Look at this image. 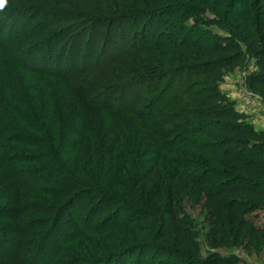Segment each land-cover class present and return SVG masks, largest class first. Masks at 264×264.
<instances>
[{
  "label": "trees",
  "instance_id": "trees-1",
  "mask_svg": "<svg viewBox=\"0 0 264 264\" xmlns=\"http://www.w3.org/2000/svg\"><path fill=\"white\" fill-rule=\"evenodd\" d=\"M157 11L130 39L131 16ZM245 55L264 87V0H2L0 264H148L136 251L159 243L229 264L200 259L178 198L205 201L216 239L261 233L264 132L220 91Z\"/></svg>",
  "mask_w": 264,
  "mask_h": 264
},
{
  "label": "rangeland",
  "instance_id": "rangeland-1",
  "mask_svg": "<svg viewBox=\"0 0 264 264\" xmlns=\"http://www.w3.org/2000/svg\"><path fill=\"white\" fill-rule=\"evenodd\" d=\"M156 14H162V11H157L153 14L148 13V15L145 14L131 16L132 19L129 22L130 27L128 30L129 38L132 39L138 31H140L138 32V34H140L144 28L149 31L151 26H149L148 22H151V16ZM211 19L215 20L216 22V18L211 17ZM167 25H165V27ZM206 27L210 28L214 33L224 35L218 25L214 24L213 21L212 23L207 24ZM169 29L171 30V27L166 30ZM174 31L180 32L178 27L174 28ZM168 33H171V31H166V34ZM180 34V40L184 42L196 41L200 45H206L210 43L205 39L194 38L189 36L188 34L186 35V33L183 32ZM205 56H207L208 58L207 54H205ZM26 57L30 62L35 63V65L36 60H39V56H36V54L34 53L28 54L26 55ZM43 57H47L48 59L44 62L41 61L42 65H44L43 63H47V65L49 64L47 69L51 68L49 69V71H54L55 57H51L50 54L48 55L47 53L41 58L44 59ZM255 70V61L251 56L245 55V60L237 68L226 73V75L224 76V80L220 85V91L225 94L229 98V100L234 102L237 111L247 115L248 121L254 125L257 131L264 132V87H251L248 83V77ZM186 137H184L182 141L186 140ZM37 166L38 164L36 163V167ZM54 178V174H48L44 178V180H54ZM53 186L54 189L57 188V185ZM146 194L144 195L145 197H147ZM80 200L83 201V198H81ZM178 200V208L181 212L178 217L182 221V226L191 230V233L194 236L193 242L196 245L198 256L201 260H206L210 256H217L222 260H226L227 262H229V264H264V207L261 210L257 211L252 217L255 226L261 230L260 235H258L257 237L246 235L241 238H237L236 235L231 234V239L228 241H224L220 240L219 238L216 239L214 236L213 229L215 228V224L211 219L204 200H201L199 196L195 195L191 198L180 196ZM46 201L51 202L49 199H47ZM86 201H88L89 203L90 199L86 197L85 202ZM78 207V205L74 207L72 206L71 208H69L66 214H71L76 220L78 215L80 214V210H78ZM91 212L92 211H90V213ZM114 213L115 210L112 208L106 209V207H98L97 211L91 215V218L95 223L99 221L100 224H103V222L104 224H106L108 222H111L109 219L113 216ZM124 214L125 213H123L119 217L115 216L113 221L120 220V218L122 220V217L125 216ZM137 225V227H140L145 232H153L152 230L154 228L151 229L152 226L148 220L140 219L138 220ZM82 227L84 226L82 225ZM64 235L57 236L60 240ZM155 240L156 239L154 238L151 241H147L146 243L154 244L156 243ZM55 242H57V239L55 240ZM166 245L164 243H159L158 245L156 244V247H154L155 249L153 248V251L149 250L148 253L138 250L136 251L137 257H143L144 262L148 264H188V261L182 262L176 260L175 255L172 252H180L181 250H186V248L176 249V247H167Z\"/></svg>",
  "mask_w": 264,
  "mask_h": 264
},
{
  "label": "snow or ice",
  "instance_id": "snow-or-ice-1",
  "mask_svg": "<svg viewBox=\"0 0 264 264\" xmlns=\"http://www.w3.org/2000/svg\"><path fill=\"white\" fill-rule=\"evenodd\" d=\"M0 2H2V0H0Z\"/></svg>",
  "mask_w": 264,
  "mask_h": 264
}]
</instances>
